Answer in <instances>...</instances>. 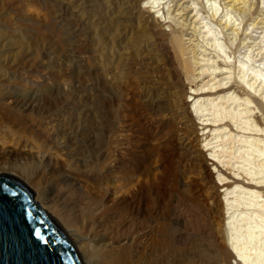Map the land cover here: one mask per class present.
Masks as SVG:
<instances>
[{
  "label": "rangeland",
  "instance_id": "obj_1",
  "mask_svg": "<svg viewBox=\"0 0 264 264\" xmlns=\"http://www.w3.org/2000/svg\"><path fill=\"white\" fill-rule=\"evenodd\" d=\"M129 1L0 0V57L16 58L10 66L14 68L4 71L12 89L39 96L47 90L44 115L17 112L18 119L26 121H19L13 129L16 155L11 159L5 157L10 145L9 129L7 124L1 127L0 163L13 164V174L25 181L33 173L31 165L38 152L48 154L50 165L54 166L48 169L49 175L66 170L73 176L71 183L62 188L60 206L76 196L83 197L82 206L90 201L105 210L107 226L112 230L116 218L109 208L116 193L114 188L126 182L130 183L129 187L139 181L148 185L158 183L154 193L163 201L170 198L175 203L176 227L184 237L178 246L190 252L194 259L197 254L194 245L204 242V229L210 221L207 207H212L211 219L226 212H222L220 198L219 205L206 198L207 188L212 185L199 165L201 159L213 173L216 171L213 161L207 160L212 157L204 149L203 132H189L192 148L184 149L178 120L160 102L164 94L159 90L158 80L163 75L158 72L157 64L159 58H164L168 64L178 66L179 59L170 43L178 36L184 59L191 62L186 38L193 34L189 27L192 15L184 11L185 15L175 18L178 26L173 23L165 26L167 36L160 46V41L144 29L146 15L140 11L139 0ZM250 1L256 23L250 26L253 19L242 15V28L250 29L243 31L242 36V29L239 31L232 50L237 55L246 51L239 43L240 37L247 34L252 37L247 40L250 49L253 47L251 55L255 58L260 53L256 60L262 61L264 9L260 0ZM181 22L186 25L182 28L185 36L179 32ZM224 31L227 39L233 37L232 31ZM183 81L189 88L191 78L184 77ZM187 101L193 103L189 96ZM261 104L257 116L264 120V102ZM216 178L214 174L215 181ZM31 189L34 200L60 229H65L63 217L77 218L75 206L68 208L66 215L53 212L42 206L45 203ZM125 190L122 188L120 192ZM218 191L223 190L218 188ZM148 193L151 197L152 192ZM151 205L152 201L146 208ZM118 227L126 231L129 220L125 222L122 216ZM170 259L173 263L177 261H173V256Z\"/></svg>",
  "mask_w": 264,
  "mask_h": 264
},
{
  "label": "bare ground",
  "instance_id": "obj_2",
  "mask_svg": "<svg viewBox=\"0 0 264 264\" xmlns=\"http://www.w3.org/2000/svg\"><path fill=\"white\" fill-rule=\"evenodd\" d=\"M185 4L187 9L183 8ZM260 5L264 9V0H260ZM139 7L146 15L144 29L150 37L160 41V46L167 36L165 26L172 23L178 26L175 18L185 15L184 11L192 15L189 27L193 34L190 32L192 35L186 38L191 62L184 59L178 36L170 41L179 59L178 66L168 64L164 58H159L157 64L158 72L163 75L158 80L159 90L164 94V100L160 102H164L165 111L178 120L184 149L192 148L189 132H203L204 149L212 157L207 160L213 161L216 171L213 173L201 159L199 165L212 185L207 188L206 198L216 201V205L220 202L222 212H226L222 217L211 219L212 207H207L206 215L210 221L204 227V242L194 245L197 251L194 259L190 252L178 246L184 237L176 227L175 203L170 198L163 201L154 193L158 183L148 185L139 181L129 187L130 183L126 182L114 188L116 193L109 208L116 218L112 230L107 226L105 210L93 206L90 201L82 206L80 198L83 197L76 196L65 206H60L64 194L62 188L71 183L73 176L66 170L49 175L48 169L54 166L50 165L48 154L38 152L31 165L33 173L25 181L13 174V164L0 163V175L5 174L18 182L33 197L31 188L35 189L36 195L45 203L42 206L53 212L66 215L72 205L78 209L77 218H62L65 229L61 226L60 229L50 218L81 264H264V120L257 116L262 110L261 101L264 102V59L256 60L260 53L255 58L251 55L253 47L250 49L247 40L252 37L247 34L240 37L239 43L246 51L237 55L232 50L239 31L242 29V36L243 31L250 29L242 28V15L253 19V5L250 0H139ZM255 20L250 26L255 25ZM184 26L181 22L179 32L182 36H185ZM224 30L232 31L233 37L227 39ZM15 59L0 57V131L3 124H7V136L10 137L9 151L5 154L7 159L16 155L13 129L19 121L25 120L18 119L17 112H43L44 115L47 105V90L41 91L39 96L35 92L12 89L4 71L14 68L10 66ZM184 77L191 78L189 88ZM188 96L193 103L187 101ZM214 174H217L220 187ZM37 178L39 181H35ZM122 188L126 190L120 192ZM148 191L152 192V198ZM151 201L152 205L147 209ZM122 216L130 223L124 232L117 228ZM172 256L173 261L177 260L174 263L170 259Z\"/></svg>",
  "mask_w": 264,
  "mask_h": 264
},
{
  "label": "water",
  "instance_id": "obj_3",
  "mask_svg": "<svg viewBox=\"0 0 264 264\" xmlns=\"http://www.w3.org/2000/svg\"><path fill=\"white\" fill-rule=\"evenodd\" d=\"M0 264H81L67 239L33 196L21 184L3 175L0 176Z\"/></svg>",
  "mask_w": 264,
  "mask_h": 264
},
{
  "label": "snow or ice",
  "instance_id": "obj_4",
  "mask_svg": "<svg viewBox=\"0 0 264 264\" xmlns=\"http://www.w3.org/2000/svg\"><path fill=\"white\" fill-rule=\"evenodd\" d=\"M39 230H37V232H38Z\"/></svg>",
  "mask_w": 264,
  "mask_h": 264
}]
</instances>
